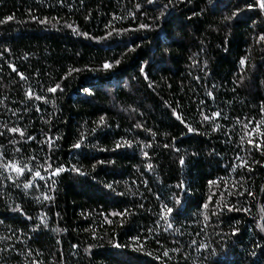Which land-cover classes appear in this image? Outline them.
<instances>
[{
  "label": "trees",
  "instance_id": "1",
  "mask_svg": "<svg viewBox=\"0 0 264 264\" xmlns=\"http://www.w3.org/2000/svg\"><path fill=\"white\" fill-rule=\"evenodd\" d=\"M260 3L0 0V264H264Z\"/></svg>",
  "mask_w": 264,
  "mask_h": 264
},
{
  "label": "snow or ice",
  "instance_id": "2",
  "mask_svg": "<svg viewBox=\"0 0 264 264\" xmlns=\"http://www.w3.org/2000/svg\"><path fill=\"white\" fill-rule=\"evenodd\" d=\"M150 2H151V0H150ZM260 7L264 8V0H261ZM261 39H264V37H261ZM105 67H109V66H108V65H105ZM55 90H56V89H50V91H55ZM29 95H31V93H29ZM12 131H18V130H17V129H12ZM76 147H79V145H76ZM10 166L13 167L14 170H15L18 174H20V173L23 172V169H21V168H15V166H13V165H10ZM37 175H38V173H37ZM25 187L27 188V187H29V185H25Z\"/></svg>",
  "mask_w": 264,
  "mask_h": 264
}]
</instances>
